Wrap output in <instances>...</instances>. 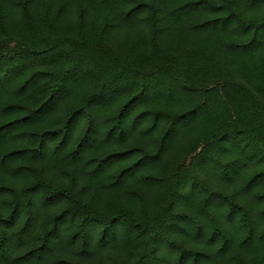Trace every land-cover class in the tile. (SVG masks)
<instances>
[{
  "label": "trees",
  "instance_id": "trees-1",
  "mask_svg": "<svg viewBox=\"0 0 264 264\" xmlns=\"http://www.w3.org/2000/svg\"><path fill=\"white\" fill-rule=\"evenodd\" d=\"M0 264H264V0H0Z\"/></svg>",
  "mask_w": 264,
  "mask_h": 264
}]
</instances>
